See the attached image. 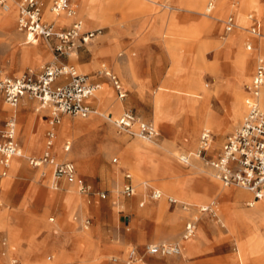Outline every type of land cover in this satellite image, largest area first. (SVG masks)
<instances>
[{"label":"rangeland","instance_id":"374dc122","mask_svg":"<svg viewBox=\"0 0 264 264\" xmlns=\"http://www.w3.org/2000/svg\"><path fill=\"white\" fill-rule=\"evenodd\" d=\"M20 1L15 0L17 10ZM179 1L161 0L169 7L154 4L151 9L142 7L138 10L128 9L124 5L118 4L110 6V8L105 5L101 9L100 16L92 18L90 14L92 4H87L81 9L80 2L73 0L78 14H82L80 17L83 18L87 30L101 29V33L97 40L76 50V52L84 50V55L80 56V59L77 56L70 62H66L69 55L60 56L54 51V41L48 42L45 39H40L41 54H31L26 49L24 41L15 37L14 31L22 34L23 38L25 36L18 30L17 21L14 31L0 30V75L13 76L28 68L39 69L47 64L64 63L74 66L80 73L90 77L94 76V79L99 81L108 82V84L104 83L101 89L111 91L113 96L110 98L107 93L104 100L100 97L93 100L95 109L99 110L96 114H92L88 118L64 114L58 125L56 139L58 157L60 160L67 157L75 162L79 173L91 186V206L87 204V197L80 193L79 195L72 193L71 187H68V192H66L61 187L56 189L52 180L46 184L45 175L40 174L41 169L34 168L29 163V158L40 155L42 149L30 153L25 147L23 151L26 158L16 157L20 159L21 166L15 167V162H12L11 175L5 180L4 191L0 196V212L6 210L12 225L19 229L30 228V232L36 225L35 213L39 221L30 239L37 241L54 235L62 236V232L57 227L60 229L73 227L76 229V233L81 234L80 236L83 238L81 243L93 240L101 247L110 249L104 258L106 264H127L126 261L132 248H136L140 252V259L132 264H176L169 262L178 260L176 256H152L147 253V247L150 244L177 242L183 245L182 254L184 257L178 264H253L252 260L240 257L243 254L247 231L246 227L237 220V212L242 208L253 211L260 202H264V197L254 203L257 205L251 204L254 198L253 194L251 197H239V191L246 193L250 191L239 186H225L211 174L213 170L208 162L216 156L227 136L238 127L242 119L237 124L225 125L224 129L215 130L210 126L213 135L211 145L213 151H208L206 157L202 155L198 159L202 169L205 170L195 169L190 165L191 162H195L190 151L198 152L200 137L205 126L196 128L188 126L195 101V99L189 98L188 87L191 76L196 74L201 84V87L197 89L198 96L201 100L209 102L212 111L211 121L220 127L224 126L229 110L234 104L236 90L242 87V90L248 93L247 87L252 80L255 61L263 55L259 53V49L254 43L251 49H247L248 39L234 43L230 48L232 32L224 33V23L221 21L228 16L226 14L227 7L219 9L215 16L213 14L207 16L205 11L208 0H184L185 6H182V9H175L179 6ZM238 1L240 0L229 1L231 5L229 3L227 5L235 8ZM43 2L49 6L50 0H43ZM258 6L259 9L256 12L249 11L260 20L258 38L251 35L250 22L245 24V28H241L240 31L243 35L254 37L259 41L264 40V0H258ZM0 12V14L5 13L6 10L0 6ZM171 14H175L179 24L185 27V30L193 31L196 37L185 36L186 39L174 44L172 53H169L163 52L162 39L166 36L167 31L166 18L169 19ZM115 37L118 40L107 46L109 51L113 49V54L108 55L109 58H102V61L106 60L108 70L117 75L124 88L128 90L127 97L121 100L123 108L115 117H120L124 111L132 110L139 118L155 124L160 133L156 139L130 135L121 130L116 122L108 119L113 116L110 112L113 105L120 100L117 91L111 79L100 72L103 70L101 66L92 71L84 69V67H88V64L82 66L93 55L95 58L97 47H101L105 40H112ZM218 43H223V45L218 46ZM26 45L31 47L33 44ZM128 45L136 52L134 70L145 82L144 91L138 89L136 83L130 80L127 70L123 69L120 73L115 69L112 59L125 61L128 58ZM243 53H247L249 56L247 65L242 64L239 60L240 54ZM158 75H161L163 82V86L160 88L156 79ZM0 78L3 77L0 76ZM263 93L264 87L262 95ZM30 102L35 105L40 104L37 100H30ZM8 105L0 95V120L10 116V111L4 110V107ZM261 105L264 110L262 100ZM29 110H31L30 107L27 109L24 106L22 110L18 111V138L22 147L25 144L27 119L36 114L32 109L33 114H29L27 117L26 113ZM50 114L51 112H48L41 122L45 123L43 131L38 137L42 146L49 127ZM66 117L73 122L82 120L94 123L95 126L81 130L75 128L64 130L61 123ZM30 131L29 136H31ZM187 136L188 142L186 141ZM195 139L196 141H194ZM68 140L71 141L72 147L68 153H65L63 148ZM27 142L29 141L27 140ZM216 144L217 147H215ZM173 145L177 155L166 151V147ZM60 153H64V156H61ZM180 154L182 156L189 155L190 163H183ZM116 158L117 161H115ZM124 169L131 170L136 179L144 178L154 187L159 185L186 201L198 202V204L185 203L190 205V209L184 210L181 204L171 206L164 200H152L149 189L145 194H137V187L136 195L124 197L121 192ZM32 185L40 186V188L33 189L34 200L24 205L22 199L27 196ZM49 191L57 196L63 194V200L64 198L68 199L72 205L81 198L84 202L81 205L85 208L77 209L72 215L61 214L59 218L58 201L52 204L45 202V195ZM102 192L107 193L105 198H100ZM143 201L145 204L140 207L139 204ZM209 202L216 203V215L199 211L201 203L209 204ZM107 203L113 212L105 206ZM259 210L257 228L264 236V203ZM28 211L34 213L31 212L33 215L25 221V225L14 222L15 218L27 215ZM52 216L55 217L54 222L49 219ZM195 216L199 217L197 230L194 236L184 242L182 235L185 224ZM86 218H90L89 228L84 227ZM137 229H143V235L146 237V240L141 243H138L135 240V235L132 234ZM23 242H26V239ZM190 242L196 244V247H191ZM10 245L11 240L8 232L5 229H0V255ZM17 249H13L14 253L20 254L19 248ZM259 253L260 257L256 264H264L263 249ZM14 255L5 259L11 261L14 258L21 263L20 258ZM0 262L4 264L3 258H0ZM51 264L55 263L51 262Z\"/></svg>","mask_w":264,"mask_h":264},{"label":"built area","instance_id":"2783aa9c","mask_svg":"<svg viewBox=\"0 0 264 264\" xmlns=\"http://www.w3.org/2000/svg\"><path fill=\"white\" fill-rule=\"evenodd\" d=\"M217 1L208 0L206 15L213 13ZM0 6L7 9L9 0H0ZM43 8V0H21L18 3V29L27 35L30 43H34L38 39L54 41L53 49L60 56L70 55L80 47L89 45L101 33V29H83V23L79 19L74 20L67 29L57 28L54 23L44 19ZM51 10L57 14L65 13L68 16L76 13V7L72 0H51ZM248 19L251 21L250 33L259 36V19L253 13L248 14ZM221 21L224 23L226 34L237 28L233 14ZM247 48L251 49L252 44L249 43ZM102 72L111 79L119 91V95L125 97L126 93L122 91V84L117 75L105 67ZM263 87L264 58L260 56L256 60L252 80L247 87V111L238 127L227 136L218 156L208 161L215 177L224 185L242 187L250 191L255 200L264 197V110L260 102ZM99 88V82L94 81L87 74L78 72L74 66L64 63L47 64L39 69L28 68L17 76L0 79V95L12 107L16 108L20 101L27 97L50 108L51 115L43 154L39 157H30L29 163L35 168L51 165L54 186L57 189L65 181L68 184L76 185L78 192L82 194L90 195L92 192L91 186L79 176L75 162L68 159L58 160L55 148L57 127L61 122L62 115L88 117L91 114H96L97 110L91 107L87 100L93 97ZM116 124L121 130L133 136L154 139L157 134L153 123L139 118L132 110H127L120 115ZM136 124L137 127H135ZM212 142L211 131L203 130L198 150L199 157L208 155ZM70 149L71 142L67 141L64 150L69 151ZM21 151L22 147L18 142V119L16 114H12L0 121V191L3 186L2 180L8 175L12 158L20 157ZM181 160L183 163H189L190 156L183 155ZM147 187L151 199L160 200L163 197V193L150 183H147ZM121 192L124 196L136 194V185L130 171L125 172V181ZM106 195V192L100 193L103 198ZM168 201L172 205L181 204L182 208L190 209V205L172 197H168ZM144 204V201L141 202L142 206ZM199 211L216 215V203L200 206ZM198 221L199 217L195 216L186 222L183 239L194 236ZM89 225L90 218H86L84 226ZM182 249L183 245L179 242L156 243L148 245L147 253L152 256L178 255ZM139 259L140 252L136 248H132L126 263L132 264Z\"/></svg>","mask_w":264,"mask_h":264},{"label":"bare ground","instance_id":"6f19581e","mask_svg":"<svg viewBox=\"0 0 264 264\" xmlns=\"http://www.w3.org/2000/svg\"><path fill=\"white\" fill-rule=\"evenodd\" d=\"M78 1L81 4V9H82V7L83 8L86 7L87 4L88 5L89 4L93 5L92 12L90 13L92 18H96V17L100 16L101 9L105 5H107L110 8V6L118 4V5H124L128 9H135V10L141 9L142 7H147V8L151 9L154 4H161L164 7H169L166 4H163L161 2V0H78ZM229 1L232 2V0H219V1H217L216 2L217 5H215L216 9H215L214 13H212V14H213V16H215L218 13L219 9H221L222 7H227L226 8V14L227 15H229L231 13L236 15V17H237V27L238 28L235 29V31L231 33L230 48L234 45V43L242 42L243 40L248 39L249 42H252V43H254L256 45V48L259 49L258 50L259 53H261L263 55V58H264V40H259L258 41L254 37H247L246 35H243V33L240 31L241 28H245V24L249 23V20L247 19V15L249 14V11L256 12L259 9L258 0H240V1H238V5L235 8L229 7L231 5L229 3ZM72 3L76 7V5L74 4L73 0H72ZM228 3L230 4L229 6L227 5ZM207 4H208V2H207ZM178 5L179 6L176 7L175 9H182L181 7L185 6V1L184 0H180L178 2ZM50 6H51V3H50L49 6H47L45 8L44 18L49 20V21H51L52 23H54L55 27L58 28L66 20L73 21L74 19L75 20L79 19L83 23V25H82L83 29H85V30L87 29L85 27L84 20L82 18L78 17V16L82 15L81 14L82 11L80 12L81 15H79L78 12H77V9H76V13L74 15L68 16L65 13L57 14L56 12H54V11H52L50 9ZM173 6H174V4H173ZM4 10H6V12L2 13V16H3L2 18H3V21H4L3 22L4 23L3 24L4 25L3 28H9L10 30L14 31L15 21H16V19L18 17V10H17V7H16L15 0H11L9 2V7L7 9H4ZM206 13H207V6H206L205 15H206ZM212 14L207 15V16H211ZM161 16H160V18H161ZM162 18H163V16H162ZM177 18L178 17L175 14H171L169 19L166 18L167 31H166V36H164L163 39H162V47L164 49L163 52L167 51L169 53H172L173 45L176 44L178 41H181V40L184 41V39H186L185 36L196 37L193 31L185 30V27H183V26H181L179 24ZM206 24H209V23L206 22ZM14 34L17 37V39L24 41V45L26 46V49L31 54H33V55L41 54L42 47L40 46V39H38L34 43H31L33 45H31V47H28L26 44H30V41H29L27 35L24 36V38H25V40H24L23 36H21V34L17 33L16 31H14ZM98 36H100V34L97 35L92 40V42L97 40ZM116 40H118L116 37L114 39H112V40L111 39L105 40L104 44L101 47H97V50L95 52V58H94V62L96 63L97 66H101L102 68L105 67L106 69H108V65H107V63H105L106 60L102 61V58H104V59L105 58H109V56H111L113 54V49L109 51L107 49V46L110 45L113 41H116ZM217 45L221 46V45H223V43L222 44L218 43ZM128 47H129V50L127 51L128 58L126 57L127 59L125 61H120L119 59H116V58L112 59V60H114L113 62L115 63L114 64L115 65V69L118 72H120V73H121V71L123 69L127 70L130 80L136 83V86H137L138 89H140L141 91L142 90L144 91V89L146 88L145 82H144L143 79H141L139 77V75H138L139 73L137 74L135 72V70H134V67L136 65L135 61H134L135 57H136V52L133 51L132 49H130L131 47L129 45H128ZM70 57H71L72 60H75L76 57H77V52L76 51L71 52L70 53ZM239 60L244 65L245 64L246 65L249 64V56H248V54L247 53L240 54ZM109 62H110V60H109ZM174 68H175V66H174ZM100 72H102V71H100ZM0 76L5 78V74H1ZM91 78H94V77L92 76ZM156 79H157V81L159 83V88L161 86H163L161 75H158ZM149 81L151 82V80H149ZM186 86H188V85H186ZM200 87H201V84L199 82L198 77L196 76V74L192 75L190 80H189V87H188L189 94H188V96H189V98L195 99V101L193 102V109H192V113L193 114L191 115V121L188 124L189 128L190 127L196 128V127H200V126H205L204 127L205 130H210V126H211L215 130L220 129V128L224 129V128H226L225 125L226 126H231L233 124H237L241 119H243V117H244V115H245V113L247 111L246 97H247L248 93L244 92L242 90V87L238 88L236 90V92L234 94V104H233L232 108L229 110L228 117L226 119V122L224 123V126H221V127L216 125V124H214L211 121L212 111H211V107L209 105V102H207L206 100H201L199 98V96H198L197 89L200 88ZM100 88H102L101 87V83H100ZM100 88L95 93L96 98L100 97L102 99L103 98L105 99V97L107 96V93H108L110 98L113 97L112 94H111V91H108L106 89L105 90H102V89L100 90ZM261 100H262V102L264 104V93H263V95H261ZM109 103H112V102H109ZM22 105H24V103H22ZM22 105L21 106H17L15 109H12L8 105V106L4 107V110H6V111L8 110V111H12L13 113H16V112H18L21 109ZM112 108L113 109L110 112L113 114V116H111V117L107 116V117H109L108 119L112 120L113 122H116V120L119 117H115V115L119 111L122 110L123 103L121 102V100H118L115 103V105H113ZM34 110H35L36 114L33 115V116H29L28 117L29 118L28 122L31 121V124H30V129H31V131H30L31 133L30 134H31V136H29V134H28L27 140L30 142L31 138H33L32 145H33L34 148H37V146H38L37 137L39 136V134L41 133V131L45 127V123L43 124L41 122L43 120V117L48 112H50V108L47 105L43 106L41 104H36V105H34ZM97 112H99V111L97 110ZM36 122H38V123H36ZM61 124H62L61 126H63L64 130H68L70 128H75V129L81 130V129H84V128H87V129L88 128H93L95 126L94 123H88V122H84L82 120H78L76 122H73L67 117L64 118V120H63V122ZM135 127H137V124L135 125ZM186 141L187 142L189 141L188 136L186 137ZM194 141H196V139ZM184 144H186V143H184ZM215 147H217V144L215 145ZM166 151L169 152V153H172L174 155H177V152L175 150L174 145L166 147ZM190 155L191 156L193 155L194 156L193 158L195 159V162H191L190 165L193 166L195 169L205 170V169H202L201 162L198 161V159H200L199 156H198V152L190 151ZM22 156H24L23 149L21 151V156L20 157H22ZM16 157H18V156L13 157L12 160H11V164H10V168H9V171H8V175L2 181L3 187H4L5 180L7 178H9L10 175H11L12 162H15V167H20L21 166L20 159L16 158ZM180 158H182L181 154H180ZM43 166H41V168H39V169H41L40 174L45 175V178H46L45 182L48 183L50 181V179H51V169L50 170L49 169L44 170ZM211 170H212V168H211ZM209 173H211V172H209ZM211 174L214 175V172L212 171ZM214 177H215V175H214ZM143 187H144V189L148 190L147 182L143 183ZM238 195H239V197L240 196L241 197H251L252 193H250V192L246 193L244 191H239ZM168 197H172V198H174L177 201L182 202V203H188V202L182 201V200H180V199H178L176 197L167 196L164 193H163V197L161 199L166 198L168 200ZM254 203H257V200H255L253 198V200L251 201V204H254ZM263 203L264 202H260V204L253 211H250V210H247L245 208H242L241 210H239L237 212V220L241 223V225L246 227V231H247V237H246V240H245V242L243 244V254H241L240 257L243 258V259L245 258V259L252 260L253 264H256L258 262L259 257H260V255H259L260 253L259 252L262 249L264 251V236L260 234V232L258 231V228H257L258 227V224H257L258 223V218H259V215H260V210L259 209L261 208V205H263ZM254 205H257V204H254ZM200 206H204V205H200ZM162 211H163V209H162ZM0 229H5L8 232L9 238L11 240V245L9 247V255H7L6 257H9V256L12 257V255L15 254L14 253L15 251H13V249L15 250V249L19 248L20 252H22V249H21L20 246H21V243L23 242V240L26 238L27 232H29L30 228H27V227L26 228H21V229L16 228L14 225H12L11 220L9 219V216H8V213L6 212V210H3V211L0 212ZM190 244H191V247H193V248L196 247V244H193L191 242H190ZM17 251H18V249H17ZM182 253H183V249H182V252L180 254H178V255H181ZM182 257H183V254H182ZM237 259L239 260V258H237ZM0 264H2V263L0 262ZM48 264H51V262L48 263Z\"/></svg>","mask_w":264,"mask_h":264},{"label":"crops","instance_id":"0c3cea01","mask_svg":"<svg viewBox=\"0 0 264 264\" xmlns=\"http://www.w3.org/2000/svg\"><path fill=\"white\" fill-rule=\"evenodd\" d=\"M219 1V0H218ZM51 3V0L49 2V5ZM48 6L44 4V12H45V8ZM50 9H51V6H50ZM1 13V12H0ZM233 14V13H231ZM250 14V13H249ZM230 15V14H229ZM234 15V14H233ZM256 16V15H255ZM2 14H0V30H3V29H9V28H3V18H2ZM235 17V20L237 22V19H236V16L234 15ZM257 17V16H256ZM79 18H82L79 16ZM258 18V17H257ZM83 19V18H82ZM247 19H248V15H247ZM46 20V19H45ZM75 20V19H74ZM73 21H64L58 28H63V29H67L69 28L72 23L74 22ZM222 20V19H221ZM249 20V19H248ZM17 21V28H18V17L16 19ZM15 21V23H16ZM47 21V20H46ZM260 21V20H259ZM49 22V21H48ZM51 22V21H50ZM250 22V25H251V21L249 20ZM260 24V23H259ZM249 25V27H250ZM19 30V29H18ZM20 31V30H19ZM21 32V31H20ZM233 32V31H232ZM23 33V32H22ZM224 33H225V29H224ZM25 34V33H23ZM229 34V33H228ZM26 35V34H25ZM252 36L254 37H257L258 36H255L253 34H251ZM22 36V34H21ZM16 37V36H15ZM17 38V37H16ZM106 38V37H105ZM19 40V39H18ZM22 41V40H21ZM250 44H253L252 42H249ZM248 43V44H249ZM247 44V45H248ZM95 45V44H94ZM248 49V48H247ZM84 50H80V51H77V56L78 58L80 59V56L82 57L84 55ZM94 53V52H93ZM70 56V55H69ZM72 61L71 57H69L66 62H70ZM256 63V61H255ZM88 64V67H84L85 70H89V71H92V70H95L98 68V66L96 65V63L94 62V55L86 62H84L82 64V66H85ZM21 69V67H20ZM19 69V70H20ZM18 70V71H19ZM26 70V69H25ZM24 70V71H25ZM255 70V69H254ZM22 71V72H24ZM21 72V73H22ZM20 73V74H21ZM19 75V72H17L16 75H13V76H17ZM13 76H7V77H13ZM94 77V76H93ZM1 79V78H0ZM94 81L96 82H99L101 83V87L104 83H107L105 80H97V79H94L92 78ZM113 83V82H112ZM122 84V83H121ZM114 86V84H113ZM115 87V86H114ZM101 90V88H100ZM99 90V91H100ZM115 90L117 91V95H118V98L120 100H124L127 95H128V90L124 88V86L122 85V91H124L126 93V96L125 97H121L119 95V91L117 90V88L115 87ZM262 95V94H261ZM1 97L3 98V96L1 95ZM96 95L89 98L87 100L88 104L95 108V106L93 105V100H96ZM4 100V98H3ZM30 100H34V99H30V98H27V97H24L21 101H20V104L21 105L22 103H24V105H22L21 107V110L22 108H24V106L28 109L29 107L31 108V110L27 111L26 113V116L28 117L29 114H33V110H34V103L30 102ZM5 101V100H4ZM260 102H261V97H260ZM5 103H7L5 101ZM8 104V103H7ZM18 105V106H19ZM12 109H15L14 107H12L11 105H9ZM29 106V107H28ZM262 106V105H261ZM33 109V110H32ZM20 111V110H19ZM99 111V110H98ZM51 112V111H50ZM125 112V111H124ZM18 113L19 112H16V113H13L12 111H10V116L12 114H16L17 116V119L18 118ZM51 115V114H50ZM92 115V114H91ZM90 115V116H91ZM89 117V116H88ZM88 117H83V118H88ZM29 118L27 119V124H26V137H25V144L24 146L22 147L20 141H19V138H18V142H19V145L23 148H27L29 150L30 153H33V152H36V151H39L42 149V152L40 155H38L37 157L41 156L43 154V151H44V147H45V142H46V135H45V140L43 142V146H42V143L41 141H39L38 137H37V144H38V148H34L32 143H33V138H31L30 142H27V137H28V134H29V131H30V124H31V121L28 122ZM31 120V119H30ZM2 121V120H0ZM19 121V120H18ZM146 121H149V120H146ZM151 122V121H149ZM153 123V122H151ZM153 125L155 126V124L153 123ZM155 129H156V137L155 139L160 135V133L158 132L156 126H155ZM57 130H58V127H57ZM43 131V130H42ZM41 131V132H42ZM47 132V131H46ZM58 134V132H57ZM40 135V134H39ZM201 138V137H200ZM57 141V140H56ZM69 141V140H68ZM71 147H72V144H71ZM222 148V147H221ZM64 149V148H63ZM24 150V149H23ZM71 150V149H70ZM69 150V151H70ZM69 151H65V153H68ZM213 151L211 148L209 150V152ZM221 149L218 151V153L216 154V156L213 157L216 158L218 156V154L220 153ZM55 154H56V157L59 159L58 157V154H57V149L55 148ZM61 156H64V153H60ZM23 159L26 158V156H22ZM72 160V159H69L67 157H65L63 160ZM63 160H60V161H63ZM73 161V160H72ZM35 168V167H34ZM40 168V167H39ZM44 170H47V169H51V179L50 181L54 179V176H53V167L51 165H44L43 166ZM78 169V168H77ZM40 171V170H39ZM126 171H130L129 169H124L122 174H123V182L125 181V172ZM132 173V172H131ZM78 174L80 177H82L84 180V176L81 175L79 173V170H78ZM133 175V173H132ZM4 179V178H3ZM217 179V178H216ZM219 180V179H217ZM3 181V180H2ZM220 181V180H219ZM85 182L87 183V181L85 180ZM133 182L134 184L136 185L137 189H138V192L137 194H145L147 193V189H144L143 187V183L144 182H147L149 183L147 180H145L144 178L142 179H136L134 178V175H133ZM47 184V183H46ZM88 184V183H87ZM3 185V184H2ZM153 186V185H152ZM226 186V185H225ZM68 187H71L70 189L72 193H75V194H78L80 192L77 191V188H76V185L74 184H68L66 183L65 181L61 183V188L63 190H65L66 192H68L67 188ZM229 187V186H228ZM35 188H40V186H35V185H32L28 191V193L26 194L27 196H25L23 199H22V202L24 205H27L28 202L30 201H33L34 199V192H33V189ZM156 188L160 189L165 195L167 196H173V197H176L182 201H186L170 192H168L167 190L163 189L162 187H160L159 185L156 186ZM57 189V188H56ZM4 191V187L2 186V189L0 191V196L2 195V192ZM70 192V191H69ZM81 195L87 197L86 201H87V204H89L90 206L92 205V199H91V194L90 195H87V194H82L80 193ZM136 195V194H135ZM63 194L62 195H56L54 194L53 192H48V194L45 195V202H47V204H52V203H55L58 201L59 203V218L61 216V214H69V215H72V213H75L77 211V209L81 208L82 210L85 208L82 207L81 203L83 202L82 199L80 198L79 200L76 201V203L74 205L70 204L68 201V199H65L63 200L62 198ZM124 196V195H123ZM124 197H133V196H124ZM100 198H103L100 196ZM62 200H63V203H62ZM153 200V199H152ZM160 200H164L167 201L169 203V201L166 199V198H163V199H160ZM155 201H158V200H155ZM188 203H191V204H198V202H190V201H186ZM209 203H215V202H209ZM84 204V202H83ZM171 206H178V204L176 205H172L171 203H169ZM200 204V203H199ZM206 203H201L200 205H205ZM105 206L107 208H111L109 207V204H105ZM140 207H143L141 205V203L139 204ZM138 206V207H139ZM184 209V208H183ZM111 210V209H110ZM185 210V209H184ZM112 211V210H111ZM32 211H28V213H26L27 215H23V217H17L15 218L14 222L16 223H19L20 225H25L26 224V220L30 219V216L33 215L31 214ZM113 212V211H112ZM34 213V212H32ZM34 216H35V220H36V225L34 227V229L30 232H27V235H26V242H22L21 243V249H22V252L20 254H15L14 256H18L20 258V262H17L14 258L10 261L9 259H5L7 255H9V247L6 248L5 251H3L0 255V258H3V263L4 264H48L50 262H54L55 264H106V261L104 260L105 258V255H107L109 252H110V249L109 248H105V247H101L100 245L97 244V242L91 240L90 242H84V243H81L80 241H82V237L80 236L81 234L78 232L76 233L75 230L73 227L71 228H63V229H60L59 227H57V229L59 231L62 232V236L60 235H54V236H51V237H48V238H43V239H39L37 241H34L32 239H30V237L32 236L31 234H33V231L35 230L37 224H38V221L39 219L37 218L36 214L34 213ZM50 221H55V217L52 216L49 218ZM137 219L139 220V217L137 216ZM59 220V219H58ZM120 220V219H119ZM76 227V226H75ZM85 228H89V226H84ZM16 228H19V227H16ZM133 235H135L136 237V241L138 243H141L143 242L144 240H146V237L143 235L144 234V231L143 229H137L135 230V233H132ZM182 240L185 242L189 239H183ZM154 256V255H153ZM177 257L178 260H174V261H169V262H174L176 264L179 263V261H181L184 257H182L181 255H174ZM73 262V263H72ZM143 264H152V263H143Z\"/></svg>","mask_w":264,"mask_h":264}]
</instances>
